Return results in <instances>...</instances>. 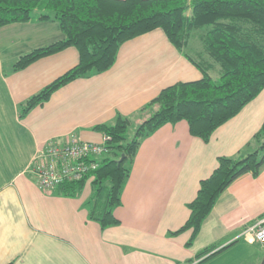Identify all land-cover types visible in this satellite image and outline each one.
Masks as SVG:
<instances>
[{
    "label": "crops",
    "instance_id": "obj_1",
    "mask_svg": "<svg viewBox=\"0 0 264 264\" xmlns=\"http://www.w3.org/2000/svg\"><path fill=\"white\" fill-rule=\"evenodd\" d=\"M64 37L54 21L0 28V264L197 263L196 256L213 245L220 250L259 244L247 232L264 216V164L219 197L191 247V231L170 233L188 220V205L220 157L241 159L256 149L264 89L208 143L192 136L186 121L167 124L144 140L114 211L118 226L102 230L89 219L90 185L76 198L38 187L31 168L48 142L103 144L96 126L114 124L118 116L141 124L149 116L142 110L163 89L203 77L157 29L122 45L109 71L68 84L21 118L26 101L76 66L79 54L68 48L18 72L15 62ZM251 252L248 264H260V254Z\"/></svg>",
    "mask_w": 264,
    "mask_h": 264
},
{
    "label": "trees",
    "instance_id": "obj_2",
    "mask_svg": "<svg viewBox=\"0 0 264 264\" xmlns=\"http://www.w3.org/2000/svg\"><path fill=\"white\" fill-rule=\"evenodd\" d=\"M37 9L41 14L34 16ZM43 21L57 22L64 39L21 56L14 71L68 48L78 51L79 62L27 100L21 118L68 84L109 71L122 45L157 29L203 74L200 80L163 89L142 110L149 116L126 144L123 142L130 119L118 116L114 124L94 128L108 138L104 154L109 157L99 161V168L83 180L65 183L56 193L79 197L93 177L86 207L89 219L102 230L120 225L114 211L122 205L124 189L144 140L167 124L186 121L191 135L208 143L220 126L237 116L264 89V0H0V28ZM194 37L201 47L189 53ZM215 70L220 73L218 83L211 74ZM253 141L256 149L244 158L218 159L217 168L201 181L196 198L188 205V220L170 236L191 231L187 243L191 247L230 185L244 174H258L264 164V124ZM229 247L217 250V245L210 246L196 256L197 263L190 260L184 264H204Z\"/></svg>",
    "mask_w": 264,
    "mask_h": 264
},
{
    "label": "built area",
    "instance_id": "obj_3",
    "mask_svg": "<svg viewBox=\"0 0 264 264\" xmlns=\"http://www.w3.org/2000/svg\"><path fill=\"white\" fill-rule=\"evenodd\" d=\"M103 144L79 140L50 141L43 146L31 168L36 183L43 192L52 193L65 183L78 182L99 168L97 159L104 154ZM93 177L88 179L90 185ZM247 234L252 235L257 243L264 247V216Z\"/></svg>",
    "mask_w": 264,
    "mask_h": 264
},
{
    "label": "rangeland",
    "instance_id": "obj_4",
    "mask_svg": "<svg viewBox=\"0 0 264 264\" xmlns=\"http://www.w3.org/2000/svg\"><path fill=\"white\" fill-rule=\"evenodd\" d=\"M41 14L40 11L37 9L33 12V15H39ZM207 28H205L203 31H206ZM201 45L199 40L197 39V37L192 38V40L190 41V45L188 48V52L189 53H193L194 52V48L195 49H200ZM214 80L218 83L220 81V73L218 72V70L212 71L211 72ZM132 121V120H131ZM140 124H136L135 122H131V125L125 135L126 140L123 142L124 144L132 141L135 137V134L137 132V129L139 127ZM108 158L109 155L108 154H103L100 157H98L97 159L99 161H101L104 158ZM251 251H255L258 252L260 254V256L262 257L261 263L260 264H264V248L261 247V245L257 244V245H253L252 247H238V246H233L227 250H225L223 253L213 257L212 259H210L209 261H207L204 264H248V260L250 259V255H251Z\"/></svg>",
    "mask_w": 264,
    "mask_h": 264
},
{
    "label": "water",
    "instance_id": "obj_5",
    "mask_svg": "<svg viewBox=\"0 0 264 264\" xmlns=\"http://www.w3.org/2000/svg\"><path fill=\"white\" fill-rule=\"evenodd\" d=\"M123 159H124V156L122 157V159L120 160V162H122V161H123Z\"/></svg>",
    "mask_w": 264,
    "mask_h": 264
}]
</instances>
